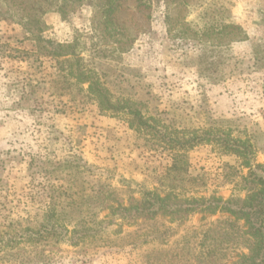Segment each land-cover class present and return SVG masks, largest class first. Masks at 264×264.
<instances>
[{"label": "rangeland", "instance_id": "rangeland-1", "mask_svg": "<svg viewBox=\"0 0 264 264\" xmlns=\"http://www.w3.org/2000/svg\"><path fill=\"white\" fill-rule=\"evenodd\" d=\"M44 1L41 33L0 14V239L14 240L0 244V264H148L155 254L167 255L162 244L169 240L175 263L240 264L251 243L245 222L228 212L184 217L185 225L160 216L131 227L89 203L69 218L45 215L59 211L69 186L93 194L109 176L120 191L138 190L153 188L156 172L167 175L172 155L143 148L126 108L179 129L236 130L250 138L264 166V0H216L248 38L223 48L183 39L175 26L170 32L162 0H120L112 13L104 0H84L65 19L63 0ZM188 22L198 25L201 18L196 13ZM45 40L75 53L62 71L72 75L68 81L57 76V60L43 55L50 50L42 49ZM203 53L210 66L229 58L225 69L199 66ZM78 59L84 61L75 65ZM248 172L237 156L201 146L189 154L184 177L191 190L190 179L199 178L196 189L207 199L227 201L245 198ZM49 219L92 238L77 246L33 239L30 232ZM207 234L215 243L212 259L200 246Z\"/></svg>", "mask_w": 264, "mask_h": 264}, {"label": "trees", "instance_id": "trees-1", "mask_svg": "<svg viewBox=\"0 0 264 264\" xmlns=\"http://www.w3.org/2000/svg\"><path fill=\"white\" fill-rule=\"evenodd\" d=\"M84 0H63L60 12L65 19L67 9L74 5L82 4ZM166 8L170 11L167 16L168 29L171 32L172 26L179 29L178 35L183 39L195 41L206 46L227 47L234 43L246 41L247 34L245 30L235 23L227 11L224 10L219 1L216 0H162ZM120 0H104L103 7L106 13H112L121 5ZM102 3V2H101ZM105 4V5H104ZM49 8V4L44 0H2L0 4V14L17 16L20 24L35 30L39 33L43 28V15ZM198 14L201 23L194 25L188 22V18L193 14ZM180 27V28H179ZM175 28V29H177ZM28 30V29H27ZM50 49L45 54L46 57L57 60L56 68L59 79L68 81L70 76L62 72L67 67L72 66L75 53L68 50L70 46L54 45L51 41H43ZM66 48V49H65ZM204 54V53H203ZM229 58L224 57L213 65L206 62L207 55L200 56L199 66L206 64L207 69H225ZM84 61L78 59L75 65ZM214 69V70H215ZM72 76V75H71ZM212 77V76H211ZM223 80V77L218 78ZM83 81H87L84 79ZM97 91H100L99 88ZM104 96L103 93H101ZM115 111V107H108ZM125 109V108H122ZM129 129L138 133L140 139L145 143V150L169 152L173 158V166L169 169L167 175L160 176L157 172L154 175L155 184L153 188L143 187L133 189L128 187L126 190H119L113 186L112 177H106L105 181L110 183L101 184L98 189L89 194L84 185H78L75 189L69 186L65 194V202L57 213L49 210L45 218H69L73 214L82 213L85 210V204L99 207L101 210H110V217H117L123 220L127 226H136L142 220H155L162 216L168 220L169 225H185L187 220L184 217L191 218L195 214L215 216L217 213H230L239 222L244 221L246 236L250 241L248 246L250 253L241 258L240 264H264V166L257 164V151L249 137L234 135L233 129H224L214 127L211 129H183L177 128L171 121L165 122L160 119L149 117L146 111L141 109L128 110ZM124 110V111H125ZM219 124L220 122H216ZM213 123V124H216ZM201 146L210 147L212 152L221 155H235L239 158L240 166L248 169V175L243 176V190L245 198H236L234 195L227 201L221 198L212 197L207 199L201 193H205L196 186L199 185V178H191L190 182L194 185L191 190L185 181V172L189 165V154ZM87 169L85 166H82ZM117 167L110 173L117 172ZM261 172V173H260ZM68 182V180H67ZM129 192V194H127ZM79 215V214H78ZM188 218V220H189ZM54 220V219H53ZM52 219L43 222L41 228L37 231H31L33 239L49 240L52 243L61 244L71 242L77 246L80 242L92 238L88 234H81L78 230L70 231L62 220ZM217 222V221H216ZM216 222H212L215 225ZM173 230L168 227L167 230ZM30 230V229H29ZM241 229H238V231ZM210 234V233H209ZM207 234L201 243L202 252L210 253L209 257H214L216 253L213 243ZM21 237V236H20ZM155 236L151 237L150 242H156ZM10 241V239H7ZM4 238L0 239L1 246H7ZM170 241L162 244L163 251L167 253L155 254L149 257L148 264H178L175 263V255L170 247ZM14 240L10 241L13 244ZM180 247V246H179ZM189 247L182 248L184 252ZM214 251V252H212ZM168 256V257H167Z\"/></svg>", "mask_w": 264, "mask_h": 264}, {"label": "crops", "instance_id": "crops-1", "mask_svg": "<svg viewBox=\"0 0 264 264\" xmlns=\"http://www.w3.org/2000/svg\"><path fill=\"white\" fill-rule=\"evenodd\" d=\"M100 117H101V116H100ZM105 119H108V118H105ZM110 120H111V123H114V122H113V119H110ZM80 123H81V122H80ZM80 125H81V124H80ZM55 126L58 127V128H62V127H61L60 125H58V124L55 125ZM107 128L110 129V127H108V126H107Z\"/></svg>", "mask_w": 264, "mask_h": 264}]
</instances>
